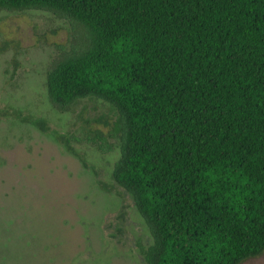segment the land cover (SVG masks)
<instances>
[{
    "label": "trees",
    "instance_id": "1",
    "mask_svg": "<svg viewBox=\"0 0 264 264\" xmlns=\"http://www.w3.org/2000/svg\"><path fill=\"white\" fill-rule=\"evenodd\" d=\"M69 21L51 103L118 112L114 180L153 242L147 264H240L264 254V0H0Z\"/></svg>",
    "mask_w": 264,
    "mask_h": 264
},
{
    "label": "rangeland",
    "instance_id": "2",
    "mask_svg": "<svg viewBox=\"0 0 264 264\" xmlns=\"http://www.w3.org/2000/svg\"><path fill=\"white\" fill-rule=\"evenodd\" d=\"M72 34L50 11H0V264H147L140 244L152 235L112 175L119 138L107 153L93 141L117 110L96 97L60 110L48 97Z\"/></svg>",
    "mask_w": 264,
    "mask_h": 264
}]
</instances>
